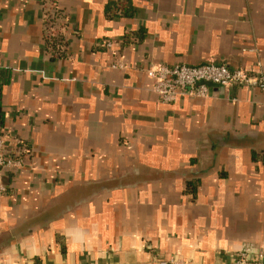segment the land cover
I'll return each mask as SVG.
<instances>
[{
  "label": "crops",
  "instance_id": "1",
  "mask_svg": "<svg viewBox=\"0 0 264 264\" xmlns=\"http://www.w3.org/2000/svg\"><path fill=\"white\" fill-rule=\"evenodd\" d=\"M47 2L0 0V132L22 163L0 176V264H220L244 244L264 250V93L210 85L163 104L143 72L264 74V0H58L53 52Z\"/></svg>",
  "mask_w": 264,
  "mask_h": 264
},
{
  "label": "built area",
  "instance_id": "2",
  "mask_svg": "<svg viewBox=\"0 0 264 264\" xmlns=\"http://www.w3.org/2000/svg\"><path fill=\"white\" fill-rule=\"evenodd\" d=\"M59 20L49 23V29L56 32ZM107 46L111 43L108 41ZM113 68L123 67L118 61L111 65ZM143 72L152 80V91L163 104L176 101L179 96L205 98L209 94V86L220 87L241 86L257 88L264 93V74L260 70L249 72L241 68H231L224 64L201 63L188 65L185 63H150ZM17 143L21 141L17 140ZM5 135L0 132V176L5 168H17L22 165L21 160L6 155ZM22 145V144H21ZM5 186L0 182V193ZM229 261L220 264H264V250H253L244 244L231 253ZM174 260H161L159 264H174Z\"/></svg>",
  "mask_w": 264,
  "mask_h": 264
},
{
  "label": "trees",
  "instance_id": "3",
  "mask_svg": "<svg viewBox=\"0 0 264 264\" xmlns=\"http://www.w3.org/2000/svg\"><path fill=\"white\" fill-rule=\"evenodd\" d=\"M111 4L110 6H116L117 10L116 12H120L121 8L120 6L122 5L121 3L119 4ZM109 8V6H108ZM107 8V9H108ZM59 20L60 24H62V21L64 20L63 13L61 11V8L58 5V0H48L47 6H46V12H45V18L43 19V25L45 29V37H46V46L49 50H52V52L61 45V33L59 32L60 26L56 32H53L49 29V23H52L54 21Z\"/></svg>",
  "mask_w": 264,
  "mask_h": 264
}]
</instances>
